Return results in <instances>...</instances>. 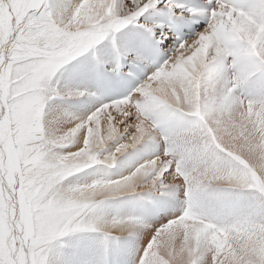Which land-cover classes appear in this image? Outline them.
<instances>
[{"label":"snow or ice","instance_id":"6c2138e0","mask_svg":"<svg viewBox=\"0 0 264 264\" xmlns=\"http://www.w3.org/2000/svg\"><path fill=\"white\" fill-rule=\"evenodd\" d=\"M157 3L169 12L179 7L178 16L184 20L195 21L202 16L209 30H215L220 23L217 16L213 15L214 9L220 5L252 15L257 20L264 13V0H253L252 3H245L244 0H207V4L203 5L206 9L203 13H196L190 8L175 5L172 0H157ZM112 6L115 13L126 18L127 26L135 23L150 34L160 27L157 24L146 23L142 19L149 8L156 6L153 0H112ZM70 8L75 10L71 0H52V2L49 0H0V36L6 41L3 49L5 58L3 63H0V69L5 71V78L0 82V200L5 204V207L0 210V264H49L48 254L51 242L70 232L78 231L70 223L74 213L71 211L58 213L54 206L46 207L40 212L42 231L39 238L26 240L23 230H18L20 176L19 173H13L16 157L14 144L22 133H27L33 106L31 96L27 92L13 98L15 85L6 74V66L9 63L7 46L12 44L22 28L28 23H33L39 30L45 18H58L66 14ZM206 27L202 32H197L194 37L204 34ZM124 28L121 27L120 30ZM101 39H103L102 36L93 34L84 37L71 49L47 52L44 54V62L35 65L33 82L40 78L52 80L53 74H56L58 69L99 44ZM185 40L188 39L178 40L168 59L148 75L127 98L114 101H127L126 105L115 112L111 107L107 112H103L101 119L104 131L102 139L98 138L93 146V159H96L97 153L103 151L110 140L117 136H126L120 144L119 152L115 154L110 152L103 157L102 162L112 166L120 153L135 148L145 140L155 141L149 134L150 130H154L165 145L160 157L168 163L162 165L158 163L157 166L145 165L135 176L129 175L128 178L121 179L105 195L110 198L137 190L150 191L157 186L161 189L167 188L170 186L161 181L169 179L173 173L184 179L187 208L182 215L172 218L166 225L153 229L148 234L149 238L143 247L138 264H176L178 260H183L184 264H198L196 258L198 249L207 252L209 248H211V256L204 264H241L239 256L235 253L229 254L227 244L219 246L211 241L213 233L235 227L239 220L232 222L231 225L227 223L217 226L196 215L192 208L194 202L201 196L224 195L226 189H251L264 196V189L252 187L250 172L253 169L246 168L241 163L242 152L250 153L253 158L264 154V126H258V117L264 118V98L243 100L236 94L240 86L250 78L256 76L264 78V33L256 42L255 52L258 55L251 54L252 49L247 42L221 34L218 46L224 51H230L231 56L227 61H222L218 57L217 62L210 61L207 67L197 66L189 74L193 83L200 80L203 74L199 104H197L195 92L185 94L183 88L187 77L180 70V66L181 54L185 52V49H180L179 45ZM165 42L170 45V37L168 33L161 31L158 43L164 45ZM167 51L168 49L165 48L163 54ZM135 61L138 64L146 63L139 56L135 58ZM228 62L236 76L235 87L232 83L225 82L226 76L223 73L216 74L212 79L205 78L206 73L211 74V66L226 65ZM208 89L213 90L211 99L206 96ZM65 95L78 97L84 93L67 92ZM249 107L252 108L251 115L247 112ZM99 108L103 110V106ZM237 110H239L241 123L234 122ZM109 114L115 117L111 124L107 123ZM185 116L192 118L186 126L182 125L178 119ZM229 123L234 135L239 136L242 133L243 137L247 138L244 140L242 137L241 141H238L239 149L228 147L220 134L222 127ZM210 153L216 155L223 153L232 162V166L225 169L220 166L219 161L211 163L204 161L198 167L190 166L193 162L203 161V158ZM155 158L156 156L152 159ZM163 169L167 170L163 171L161 176ZM232 170L240 173V177H233ZM255 170L259 173L260 181L264 182V172ZM225 182V188L214 186ZM14 196L16 204L12 209L8 206V201ZM190 225L199 228H205L208 225L211 227H207L198 240H193ZM183 233H187L188 238L177 247L176 239ZM153 238H155L154 242ZM45 245L46 253L37 256L33 249Z\"/></svg>","mask_w":264,"mask_h":264},{"label":"clouds","instance_id":"9594fccd","mask_svg":"<svg viewBox=\"0 0 264 264\" xmlns=\"http://www.w3.org/2000/svg\"><path fill=\"white\" fill-rule=\"evenodd\" d=\"M204 3L207 4V0H204ZM72 5L75 8L74 11L70 8L66 14L58 18H45L41 22L43 26L39 30L33 23L26 24L12 44L7 46L9 63L6 66V74L15 85L13 98L20 93L27 92L31 96L33 106L28 131L26 134L22 133L14 144L16 157L13 173H19L20 176V217L17 227L18 230H23L26 240L34 237L39 238L42 231L40 212L49 206H54L58 213L73 212L70 223L78 231L98 232L104 237L105 235L107 237H131L137 234L139 229L136 222L132 220H109L93 216L91 212L100 200L109 198L105 193L117 185L121 179L128 178L129 175L135 176L147 164L157 166L158 163L159 165L168 163L158 155L155 159L140 164L135 168V171L121 179L97 180L91 183L77 182L71 179L89 166L102 162L98 161L97 157L95 160L93 159V146L98 138L102 139L104 129L101 117L103 112H107L109 107L115 112L128 103L127 101H116L110 105L105 104L103 110L97 108L86 120L79 122H73L62 115L60 126L53 128L46 107L55 96L65 95V93L60 92L52 80L40 78L33 82L35 65L43 63L44 54L51 50L62 52L71 49L77 46L84 37L93 34L103 37L98 42L100 43L108 36L118 32L121 27L127 26L126 18L114 12L112 0H72ZM213 15L217 16L220 21L215 30H209L206 27L204 34L185 40L179 45L180 49H185V52L181 54L180 66V70L187 77L183 88L185 94L195 92L197 104L200 101L203 74H201L200 80L195 83L192 82L189 74L197 66L207 67L210 61L217 62L218 57L222 61H227L231 52L224 51L218 46L221 34L247 42L252 49L251 54L258 55L255 52L256 42L264 33V13L257 20L252 15L220 5L214 9ZM245 32L248 33V36H245ZM253 34L255 39L250 38ZM5 44L6 41L0 36V63H3L5 58L3 50ZM226 66L230 72L225 77V82H230L235 87L236 76L231 70L230 62L226 63ZM4 78L5 71L0 69V82ZM247 112L251 115L252 108L249 107ZM113 119L115 117L109 114L107 123L111 124ZM234 122L241 123L239 110H237ZM148 127L150 129V126ZM149 134L157 143L162 142L159 134L154 130H150ZM220 134L228 147L239 149L238 141H241L243 134L234 135L231 123L224 125ZM243 139L247 140L246 137ZM120 144L111 151L113 154L119 152ZM241 156L243 157L241 163L246 168L253 169L250 172L252 187L264 189V182L260 181L259 173L255 170L259 169L260 172H264V154L253 158L250 153L242 152ZM166 170L163 169L160 175L162 176L163 171ZM232 176L239 178L240 173L232 170ZM165 181H167L165 184L170 187L183 190L182 195L185 196V182L182 177L173 173ZM145 182L147 183V181ZM214 186L225 188L226 182ZM15 204L16 197L14 196L8 201V206L14 209ZM4 207V202L0 200V210ZM229 224L231 225V223ZM207 227H211V225ZM207 227H198V231L192 236V239L198 240ZM96 229L101 230L97 231ZM187 238V233L178 236L177 247L182 245ZM154 241L155 238H153ZM211 241L219 246L227 244L229 254L235 253L239 256L241 264H264V257L258 255L259 242L264 241V219H240L236 222L235 227L213 233ZM33 251L37 256H42L46 253L47 246H38ZM207 253L211 254V248ZM176 264H184V261L178 260Z\"/></svg>","mask_w":264,"mask_h":264},{"label":"bare ground","instance_id":"6f19581e","mask_svg":"<svg viewBox=\"0 0 264 264\" xmlns=\"http://www.w3.org/2000/svg\"><path fill=\"white\" fill-rule=\"evenodd\" d=\"M50 2H52V0ZM153 3L156 4V0H153ZM162 10L158 11L157 9L156 11H154L153 17H150L149 20L145 19L144 22L150 24H157L162 28L163 26ZM134 30L135 29L133 28L131 29L128 28V31L125 36H122L123 32H121L120 34L118 33L117 35V37L120 38V41L121 39L122 41H126V39H129L127 37L132 36V38L130 37L131 39H129V42L128 40L126 41V44L130 43L129 44L130 46L127 47L125 46L126 44L125 45L123 44L124 49L120 52L123 56L127 58H129L130 56L131 57L138 56L136 32L135 34L132 33ZM245 36H248L247 32H245ZM250 38L255 39V35L253 34ZM109 40L112 41L114 43V46L118 48L119 43L115 40L114 36H112ZM120 43L122 44V42ZM104 52L105 50L99 52V54L95 55V58L96 59L102 58L101 60L105 63L110 62L109 60V58L111 57L110 54L109 55L102 54L105 55V58L100 56V54ZM79 68L80 67H77L76 70L78 75L77 76L74 75L72 85L70 88L67 87L68 88L67 92H82L84 93V96L83 97L79 96V99L77 100L73 99L71 105L62 111H56V108H54L55 106L54 107L52 106L53 110H51L49 114L50 115L53 114V116H51L53 128L60 126L61 124L60 117L62 115L66 116L68 119H71L73 122H79L82 120H86L87 117L92 114V112H94L97 108L101 107V105L94 98L96 94L94 93L92 87V78H91L92 66L88 65L85 69L82 68L79 69ZM219 73H223L225 76H227L229 70L226 69L225 65H221V64L213 65L211 66V74L206 73L205 78L212 79L216 74ZM56 79L57 78H55L54 80L52 79V83L54 85L56 83ZM65 84L66 83H64L62 86H64ZM63 90L64 89H62V91ZM212 91H213L212 89L207 90L206 96L208 99H211ZM236 94L237 95L239 94L238 96L243 100H248L251 97H253L252 99L264 98V78L260 76L250 78L249 81L245 82L243 85L240 86ZM204 103H207V101H204ZM178 119L182 125L186 126L191 122L192 118L185 116ZM262 120H263L262 118L258 117V126H264V122L262 124ZM123 137L124 136H120V137L117 136L115 138L116 142L121 143ZM158 145L159 143H157L156 141L145 140L141 144L137 145L135 148L127 150L123 155H119L120 157L119 156L118 157L120 159L118 158L119 160L117 159L118 161H116L113 164L115 168L112 166V168L114 169L111 170L112 171L111 173L105 174L103 176H96L93 179H89L88 181H86L89 177L95 176L97 172H89L88 170H85L87 177H85L83 181H77V182L91 183L97 180L112 181V180L121 179L125 175H128L132 171H134L135 168L138 167L140 164L154 158L155 156L160 155L161 150L159 149L160 147ZM112 146L113 145L110 142H108V144L106 145L108 149L109 148L112 149L113 148ZM128 151L129 153H127ZM212 154L216 155L214 153ZM222 154L220 153L218 157L220 159L223 158L222 160L224 161L225 155ZM208 155L210 157V154ZM219 158L215 159L214 161H219L220 160ZM226 159L228 158L226 157ZM196 163L197 162H193L192 164H190V166H197ZM219 163L220 166L225 168L224 163L226 164L227 160L224 163L219 161ZM231 163L228 162V164ZM228 164L226 165L227 167ZM246 190L247 189L237 190V191H246ZM162 192L163 194L166 192L168 195L167 197L166 194H164L165 195L164 197H166L165 202H161L162 200H158L156 202L157 199L153 195L151 198V207L153 208L152 215L154 217H152L151 215L150 216L155 222H148L151 218L149 217V215L146 214L145 210L150 209V207L147 208L146 206L141 204L139 200H129L126 199L125 196L123 195L114 196L115 197L114 199L106 200L101 205L100 203L104 199L100 200L97 206L92 210L91 215L100 218H106L109 220L118 219V220L135 221L139 229L138 233L131 237L125 236L124 239H120L119 237H113L116 241L105 243L104 239L101 238L103 236L102 234L92 232V234L88 238V243L86 244V246L82 251L77 250L74 247H71L70 249L68 248L69 250L65 254L58 252L59 247L56 243L53 246H49V254H48L49 264H76V261L79 262L78 264L80 263L105 264L106 258L108 256H110L118 264H124L123 258H125L131 264H138L139 259L142 255L143 247L146 245L147 240L149 238L148 234L151 233L153 229H158L159 227H163L172 218H175V216H172L171 219L167 218V215L170 214L171 212H174V214H176L177 217L178 210L181 208L182 203L186 202V197L182 195L183 190H178L175 187H167ZM134 197L136 199H139L138 195H135ZM179 202H181V205H179ZM186 208H187V203H186ZM192 211L196 215L203 217L206 220V222L214 223L217 226H220L222 224L232 223L237 220L243 219V218H235L236 215H232L234 212L237 211H242L243 215L247 217H250L251 215L257 216L256 212H254L253 210H244L242 206V200L240 198H236V199L234 198L228 200L227 198L224 197V195H215V194L204 195L198 198L193 204ZM239 214L242 215L241 213ZM158 219L160 220L158 221ZM252 219L260 220L258 217H252ZM189 227L191 228L193 235H195V233L198 231V227H195V225H190ZM74 233L76 232H70L67 235H71ZM63 240H64L63 236L59 238V241L62 242ZM71 242L72 240H68V246L74 243ZM259 243H260V247H259L258 255L264 257V241H260ZM208 255L207 252H203L201 249H198L197 257H196L198 264H204L205 261H208L210 259Z\"/></svg>","mask_w":264,"mask_h":264},{"label":"rangeland","instance_id":"374dc122","mask_svg":"<svg viewBox=\"0 0 264 264\" xmlns=\"http://www.w3.org/2000/svg\"><path fill=\"white\" fill-rule=\"evenodd\" d=\"M50 1L51 0H49V2ZM155 5H156L155 7L149 8L148 11L145 12L144 17L142 18L143 21L145 19H148L149 20L150 17H153L154 11H156L157 9L158 10L159 9L161 10L162 7L157 3V0H156V4ZM128 28L135 29L132 32L133 34H135L136 28H139V27L135 23L134 24H131L129 26H126L124 29H121L120 31H118V32H116V33L108 36L105 40H103L99 44L95 45L93 48L89 49L88 51L84 52L80 56H78L75 59L69 61L67 64L63 65L60 69H58L57 73L53 77V80L55 78H57L56 79V83H55V86L57 87V89L60 92H62V93H67L68 88H70L71 85H72V82H73V79H74L73 78L74 75L75 76L78 75L77 70H76L77 67H80L79 69H81V68L82 69H85L88 65H91L92 66V58L95 57L96 54H99V52H102V51L105 50V52L104 53H101L100 56H102V57L105 58V55L106 54H108V55L110 54L111 57L109 58V60L111 61V59H112L111 47H113L114 43L112 41H110L109 39L112 36H114L115 40L119 43L117 50L119 49L118 51L121 52L124 49V45L126 44V41L128 40V42H129V39H131L132 36L127 35V36H129V37H127L129 39H126V41H122V39H121V41H120V38H118L117 35H118V33L120 34L121 32H123L122 33V36H125L126 33H127V31H128ZM121 38H123V37H121ZM119 41L122 42V44ZM129 44L130 43L126 44L125 46L128 47V46H130ZM108 45H110V46H108ZM120 45H121V47H120ZM102 54H105V55H102ZM97 59L98 60H101L102 58H97ZM225 67H226V65H225ZM226 69H228L229 72H230V69L229 68L226 67ZM64 83H66L64 85L66 87L62 86ZM68 84H69V86H68ZM62 89H64V90L62 91ZM83 96L84 95H81V97H83ZM252 98L253 97H251L250 99H252ZM73 99L77 100V99H79V96L78 97H69V96H66V95H57L52 100L49 101V103H48V105L46 107V112L47 113H50V111L53 110V107L54 106H55L54 108H56V111H62L65 108H68L71 105ZM51 116H53V114L50 115V117ZM262 119H263L262 120V124H263L264 118H262ZM125 139H126V136H124L122 138V141L121 142H123ZM110 143H112V145H113L112 147L113 148L112 149H110V148L108 149V147H105L103 149V151L99 152L97 154L98 161H102L103 157L106 156L111 151H113L114 148L119 144V143L116 142V139L110 141ZM158 146L160 147L159 149L162 152L164 150V148H163V146H161V143H159ZM127 153H129V151ZM217 157H218V155H217ZM217 157H216V155H213L212 153H210V157H209V155H208V158L206 156L207 160L204 157L203 158V161H197L196 164H197V166H200L201 163L204 162V161L210 163V162H213L215 159H218L219 158V157L218 158ZM222 159L219 160L222 163H224L227 160V163L226 164L224 163L225 169H227L228 167L232 166V163L230 162L229 158L226 159V156H225L224 161ZM118 160H116V161H118ZM228 162L231 163V164H228ZM227 164H228V167L226 166ZM112 166H108V165H106V164H104L102 162H98V163H95V164L89 166L88 168L82 170L81 172L75 174L71 179L72 180H76V181H83V179L85 177H87V174L85 173V170H88L89 172H97V174L95 176H91V177H89L86 180V181H88L89 179H93L96 176H103L105 174L111 173L112 172L111 170L115 168L114 166H113L114 168H112ZM161 182L162 183H167V181H165V180H162ZM161 190L164 191L165 188L161 189V188H159V186H157V188H155L153 190H150V191H139V190H137V191H134V192L124 193L122 195L125 196V198L126 199H129V200H139V202L141 204H143L144 206H146L148 208V207H151V198H152V195L155 196V198L157 199L156 202L158 200H162L161 202H165L166 197H164L165 196L164 194H166L167 197H168V195H167L166 192L163 194V192ZM167 191H169V190H167ZM135 195H138L139 196V199H136L134 197ZM224 197L227 198L228 200H231V199H234V198L235 199L236 198H240L242 200V206H243L244 210H253L257 214V216H252L251 215L250 217H247V216L243 215V212L242 211H237V212H234L232 214V215H236L235 218H252V217H258L260 220L261 219H264V200H261V199H264V196H262L257 191L255 192V190H251V189H247L246 191L224 190ZM114 198L115 197H111V198H108V199H104L100 203V205L102 203H104L106 200H111V199H114ZM260 200L263 201V202H261ZM179 205H181V202H179ZM171 213L167 215V218L168 219H171V217L173 216ZM239 213H241L242 215H240ZM151 216L154 217L153 215H151ZM151 216L149 215L150 218H151ZM150 220L148 222H155L152 218ZM159 220L160 219H158V221ZM96 233H98V232H96ZM91 234H92V232H84L83 233V232L79 231V232H76V233L71 234V235H65V236H63L64 240L62 242L59 241V238H58V241L57 240L52 241L51 244H50V246H53V245H55L57 243V245L59 247L58 252L63 253V254H65L71 247H74L75 249L82 251L84 249V247L86 246V244L88 243V238H89V236ZM98 234H100V233H98ZM101 238L104 239V242L105 243L116 241L113 237H107V238H105L104 236H102ZM119 238L120 239H124V237H119ZM68 240H72V242H74L75 244L71 242L72 244L70 246H68ZM208 254L209 253H207V255ZM208 256L210 257V254ZM78 263L79 262L76 261V264H78ZM80 264H82V263H80Z\"/></svg>","mask_w":264,"mask_h":264}]
</instances>
